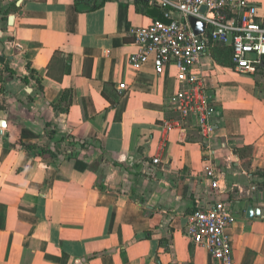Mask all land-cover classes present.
<instances>
[{
  "label": "crops",
  "instance_id": "0c3cea01",
  "mask_svg": "<svg viewBox=\"0 0 264 264\" xmlns=\"http://www.w3.org/2000/svg\"><path fill=\"white\" fill-rule=\"evenodd\" d=\"M147 1L0 0V264H217L187 221L218 202L236 217L235 263L264 264V70L238 73L228 46H209L194 72L216 107L211 138L193 117L165 133L176 69L127 63L131 31L168 22ZM249 2L264 22V0Z\"/></svg>",
  "mask_w": 264,
  "mask_h": 264
},
{
  "label": "built area",
  "instance_id": "2783aa9c",
  "mask_svg": "<svg viewBox=\"0 0 264 264\" xmlns=\"http://www.w3.org/2000/svg\"><path fill=\"white\" fill-rule=\"evenodd\" d=\"M155 2L156 0H152ZM164 10L167 23L155 20L149 26L131 31L136 52L128 57V65L139 70L152 57L156 74H162L167 65L176 69L179 88L169 98L175 118L162 124L165 133L181 130L183 122L195 118V126L204 140L212 136V122L216 107L204 86L203 79L194 68L199 64L209 46L222 45L231 49L230 61L236 72L253 75L264 62V22H258L256 9L249 0H157ZM206 10L202 13L201 8ZM195 18L205 24L200 34H195L189 24ZM120 85L119 89L124 90ZM204 176L213 190L220 188L221 173L212 164L210 150ZM152 163L159 164V158ZM236 217L223 202L208 209L195 210L188 215L187 234L192 243L203 247L217 264H236L228 230Z\"/></svg>",
  "mask_w": 264,
  "mask_h": 264
},
{
  "label": "trees",
  "instance_id": "16d2710c",
  "mask_svg": "<svg viewBox=\"0 0 264 264\" xmlns=\"http://www.w3.org/2000/svg\"><path fill=\"white\" fill-rule=\"evenodd\" d=\"M136 1H137V4H146V2L148 3L147 0H136ZM103 3H104V0H75V4L79 10H80L79 6L81 5L84 6V9L92 10V9L100 8L103 5ZM261 69L264 70V63L262 64ZM67 107H68V104L63 106V108H67ZM22 145L30 152L36 149V146L30 145V144L29 145L22 144ZM44 152L45 150L39 149V154H43Z\"/></svg>",
  "mask_w": 264,
  "mask_h": 264
},
{
  "label": "water",
  "instance_id": "95a60500",
  "mask_svg": "<svg viewBox=\"0 0 264 264\" xmlns=\"http://www.w3.org/2000/svg\"><path fill=\"white\" fill-rule=\"evenodd\" d=\"M205 10H206V8L203 6L201 8L202 13H204ZM12 19H13L12 17L8 18V23L9 24H11ZM189 24H190V26H191V28H192V30H193V32L195 34L202 33L203 30H204V27H205V24L202 21H199V20H197L195 18H189ZM0 62H3V58L2 57H0ZM2 125H4V122H2L0 126H2ZM253 211H254L253 207L249 206L247 208V217L251 218L253 216Z\"/></svg>",
  "mask_w": 264,
  "mask_h": 264
},
{
  "label": "rangeland",
  "instance_id": "374dc122",
  "mask_svg": "<svg viewBox=\"0 0 264 264\" xmlns=\"http://www.w3.org/2000/svg\"><path fill=\"white\" fill-rule=\"evenodd\" d=\"M258 74V79L261 81L262 84H264V72H262L260 69L257 72Z\"/></svg>",
  "mask_w": 264,
  "mask_h": 264
}]
</instances>
